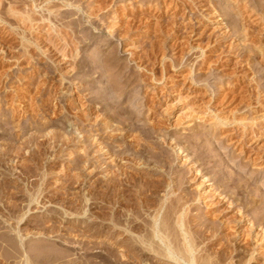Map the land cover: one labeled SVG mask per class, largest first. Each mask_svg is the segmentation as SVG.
<instances>
[{
    "label": "rangeland",
    "instance_id": "374dc122",
    "mask_svg": "<svg viewBox=\"0 0 264 264\" xmlns=\"http://www.w3.org/2000/svg\"><path fill=\"white\" fill-rule=\"evenodd\" d=\"M24 1L0 0V13L4 15V21L0 20V149L10 148L12 134L16 131L20 135L19 129H14V125L8 123L13 115L17 117L16 120L21 123L18 124L21 127L28 125L29 120L34 124L31 125L28 134L21 137V143L19 140L23 150L21 154L16 156L10 151L5 157L6 164L2 163L6 166H0V186L3 179L7 181L9 179L8 184L11 185H8L10 188L5 190L7 191L5 194H0V224L4 222V225L12 226L14 222V227L18 226L20 218H25L18 226L21 234L25 235L24 242H28V247L44 245L46 250L54 249L52 258L58 259V262L53 264H106L107 262L102 260L105 257L109 260L113 255L111 253L109 256L110 249L112 251L116 249L115 251L121 255L124 252V249L120 247L118 249L115 242H110L107 238L103 242L104 248L103 246L100 248L101 252L104 250L103 255L98 250L101 245L96 226L101 219L97 207L99 202L103 201L101 189L105 190L109 183L104 174L107 165L105 158L95 160L98 155L93 146L89 147L91 142L88 141L86 146L90 148L91 165L95 167H91L87 173L79 165L80 144L77 136H70L74 140L70 146L65 145L60 138L61 141L57 139L59 136H56V139L44 136L45 132L49 131L54 132V135L69 131L68 121H73L80 127L81 132L83 131L81 138L104 128L101 124L103 117L96 109L91 112L89 121L84 119L85 113L81 106L84 101L80 89L83 75L80 72L84 62L93 60L95 63L98 57L102 59L104 54L112 52L121 67L120 76L127 71L137 73V76L142 75L140 81L135 82L130 88L131 98L127 99L130 102L126 101L128 109L134 108L133 110L136 109L140 113L142 111L151 117L145 104L152 105L156 107L155 114L152 116L153 119L151 118L152 121L150 119L147 124L149 126H153L155 122L161 124V136L149 140L155 150L148 148L144 150L145 156H149L147 157L149 165L138 167L135 164H126L127 167L124 169L131 176L139 174L137 170H140L145 180L158 182L162 179L164 185L153 197L155 209L167 202V195L171 189H167L166 185L175 186L182 183L183 189L179 188L176 195H186V198H189L188 196L192 194V197H196H193V201L191 200L188 205L192 225L204 222L206 217L212 219L214 217L215 225H219L220 231H223V228L226 231L228 228L226 220L219 214L216 218L217 214H211L214 209L211 200L199 199L204 200L199 195L203 188L197 185L203 179L195 174L194 168L197 166L192 163L200 162L205 164L206 172L212 175L218 173L213 182L215 186L206 185L211 196L217 188L216 185H222L223 181L229 182L232 179L231 186L234 181L233 186L242 185H239V189L244 191L243 194L249 196L251 193L250 197L257 198L259 209L256 213L264 211V0L257 1L260 6L256 5L253 14L246 10L247 15L251 14L249 17L245 15L249 26H246L247 22L241 20L245 25L240 21L238 11L226 0L217 3V7L210 0L208 3L205 0H82L79 3L80 9L74 6H65L63 9L60 7L61 11L71 12L61 31L59 28L50 27L49 30L36 32L35 30L31 32L28 24L14 19L9 13L15 9L23 10ZM65 1L56 0V3L61 6ZM197 3L203 14L196 9ZM9 5L13 6L12 10H9ZM91 5L96 10V17H92L94 25L86 16ZM41 7L44 9H36L37 14L45 10L46 4ZM215 9L218 12H215ZM237 21L249 29L251 37L243 38L240 32L235 31L233 22ZM69 23H76L78 26L76 33L81 39L75 43L78 48L75 62L73 59L72 63H65L60 55L55 54L56 52L46 55L32 43L40 40L46 47L43 46L44 50H50L51 47L44 40L47 38L56 40L60 39L59 35L72 33L70 28L73 26ZM110 25H116L115 29L120 28V31L110 34L106 28ZM195 30L199 35H196ZM24 32L27 33L28 42L21 39ZM202 33L206 36L203 37ZM258 45L262 49L256 50L255 47L253 51L252 46ZM73 63L77 64L75 70L69 68L71 65L74 66ZM94 78L93 84H98L95 86H101L106 80L99 73ZM89 98L92 96L88 97L90 100L88 104L94 106L93 99ZM142 116L137 119V125L140 127L145 124ZM35 122L39 124L46 122L48 131L43 133L40 131L39 134ZM132 138L127 139L128 144L134 142ZM176 144L181 149L183 147L178 156L175 151ZM33 186L44 191L40 193L41 196L35 197V201L25 194V191ZM40 186L41 189L38 188ZM16 187L19 189L16 190ZM137 189L132 190L130 194L135 196V198L133 196L135 200L140 197L144 199L140 189L139 191ZM6 194L9 195L5 196ZM106 206V212L110 213L112 205ZM252 208L250 207V210L254 212ZM155 209L151 212L153 213ZM145 217L148 218V214L144 213L143 218ZM123 219L126 220L127 217ZM6 221H10V225ZM108 222L109 220L105 221L108 225L112 224ZM124 225L125 223L123 227L116 228L117 231L120 230L118 233L122 234L126 230L124 227L127 225ZM210 236L211 234L207 233L204 239L208 241ZM253 240L251 239V248L257 252L254 255H261L262 252L264 256L261 247L264 243ZM244 245L245 243L242 244ZM259 247L262 248L261 252ZM213 248L215 251L220 250L217 246ZM241 250L243 249H239L240 253ZM246 253L249 252H244ZM250 254H246L245 258H249ZM262 258L264 261V257ZM109 263L112 264L110 261ZM130 263L142 264L139 260H131Z\"/></svg>",
    "mask_w": 264,
    "mask_h": 264
},
{
    "label": "bare ground",
    "instance_id": "6f19581e",
    "mask_svg": "<svg viewBox=\"0 0 264 264\" xmlns=\"http://www.w3.org/2000/svg\"><path fill=\"white\" fill-rule=\"evenodd\" d=\"M31 1L29 0L24 1L25 8L23 10H18V9L12 10L13 6L9 5L10 7L9 10H12V11H9L11 16L14 17V19H19L21 22L24 21L25 24H28L27 25L28 29L31 32H34V30L35 32L37 30L38 31L49 30L50 27H53L55 29L59 28V30L61 31L63 26L66 25L65 23L69 16L68 14H71V12L61 11L59 10L61 9L60 7H62L63 9L65 6H69V7L74 6L80 9L79 3L82 2V0H75L74 2H71V0H66L64 2V5L60 6L58 3H56V0H31ZM205 1L207 2L208 0H205ZM210 1L212 4L215 5V7H217L219 3H221L222 1L224 2L225 0H210ZM226 1H229L233 4V6L236 8L235 10L238 11L237 13L241 18L240 21L243 20L245 22H247L246 17L251 16V14L255 12L254 10H256V7H257L256 5L259 3L257 2L258 0H226ZM250 2L251 3L253 2V3L251 4ZM198 3L195 4L196 9H199L198 11L202 13L203 10L200 7V5H198ZM44 4H46L45 10L37 14L36 9L42 8L41 6H43ZM258 6H260V4H258ZM94 8L95 7L93 5L89 6L88 8L89 10L86 14L87 18L92 20L91 24L94 23L93 21H94V18L96 17L95 15L96 10H94ZM246 10H248V12L251 11L249 12L251 14L247 15ZM215 12H218V11L215 9ZM2 14L3 13H0V20L4 21V18H3L4 15ZM206 14L208 15V13ZM192 15L194 16L195 14H192ZM247 20L249 21V24H250L251 22L249 18H247ZM240 21L233 22V25L235 26L234 28L235 31L240 32L243 35V38H248L249 36L251 37L252 35L250 34V31L246 27V26H249L248 22L246 25L244 22L241 21L242 23L246 25L245 26L244 24H240L239 23ZM70 25L73 26L70 28L72 29V33L70 34L65 33L62 36L59 35L60 39L55 40L54 38H47L46 40H44L45 42H48L47 43L48 46H50L51 49H54V51H50L51 49L44 50L45 46L43 45V42L40 40H35L32 43H34V45L37 46L39 50H42L44 54L47 53L48 55H51L52 52H56L55 54L60 55V57L63 59L65 63L70 64L72 63L73 59L75 62L77 58V54H78V48L75 43H77V41L81 39L77 36L78 33H76V30H77L76 23H71ZM112 26L113 25L106 26L110 34H113L114 32L117 33L120 31V28L115 29L116 25H114L113 27ZM245 27L247 29L246 30L247 32H245ZM59 30L57 32L60 33ZM194 32L197 33L196 35H199L197 30H195ZM240 33L239 35L241 36ZM26 34L27 33L25 32L21 34V39L23 41H27V39H29ZM204 36L206 35H203V37ZM253 40L254 38L252 39V42ZM256 44L257 42L255 43V45ZM219 46L222 48L224 47L222 46V44H220ZM252 47H254L252 49L253 51L256 48H257L256 50H258L259 48L260 50L262 49L261 47H259V45L258 47L257 46H252ZM252 47H250V50ZM114 55L115 54L113 52L104 54L103 58L100 59L98 57L95 63L93 60L86 61L84 62V66H82L81 68L82 72H80L83 75L82 83H81L82 86L80 89H82L81 90L83 94L82 99L84 101L83 104L81 105L83 108L82 109L83 113H85L84 119L85 121H89L91 117V112L93 111V109L100 111L101 113L100 116L103 117V120L101 121V124L104 125L103 129L101 130L97 129L90 135H87L86 137L84 136L81 138V135L83 136V133H82L83 131L81 132L80 127L77 124H75V122L73 121H68L67 124L70 129L69 131H66V130L64 132L61 131L62 132L61 135H54L55 133L51 131L45 132V131H48V127H47L48 124H46V122L44 124H42V122H40L41 124L35 122V124H37L38 126L35 128H38L39 134H41L40 131H42V133L45 132L46 134L44 136L46 137L50 136L51 139H56L57 138L56 136H59L57 139L60 138L62 141L66 143L65 144L63 142V144L67 146L72 145L71 143H73L74 141L71 139L72 137L70 138V136H74V135L77 136L78 137L77 141H79L80 146H79V149L78 148L76 149L80 151V156L78 160H80V163H81V164L79 163L78 164L82 166L85 172L89 171L91 167H95L91 165L92 164L91 158H90L91 153H90L89 147L93 146L95 153L98 155L95 157V160H98L100 157H103L105 158L104 160H106L107 162L106 168L104 170L105 171L104 174L106 178H108L109 185L107 184V187L105 190L101 189V191L103 192L99 191L101 192L100 194L103 195V201L102 202L98 201L99 205L97 207L99 211L98 216L101 219V222L98 223L96 226L97 227L96 233H97L98 238L100 239L99 242L101 245L100 247H98L99 248L98 250H100V248L103 246V242H105L107 238V240H109L110 242H113V243L115 242L118 249L119 247L121 249H124V252L122 251L123 253L121 252L122 253L121 255L120 253H117L115 251L116 249L112 251V249L109 248L110 249L109 256L113 254L112 255L113 257L111 256L112 260H111V257L108 260L107 257L103 256V258L105 257V259L102 258L103 259L102 261H105L107 263H109L110 261L112 264H131L130 263L131 260L132 261L139 260L141 261L142 264H261L263 263L264 261L262 257L264 256H262L261 250L262 248L264 250V245L261 246L262 248L259 247L261 248L260 250L257 248V250L261 252V255L258 254V256L256 255L257 256L256 257L254 254L257 252L251 248V239L252 240L256 239V240H253V242L258 240L260 241V243L261 242L264 243V211L260 213L261 215L256 213V211L258 212L257 209H259V205H258L259 202L258 200H256L257 198L256 199L254 198V196L250 197L251 193L249 196L248 195L246 196V193L243 194L242 192L244 191H240L239 189L240 186L242 185L239 184L240 185V186L238 185L239 187L233 186L235 185L233 181V185L231 186L230 181L232 182V179L229 182H225L222 180L224 183H221L222 185L220 184L216 185L217 188L215 189V192L212 194L213 196H211L210 193H208L207 191L206 185L209 184L208 186H215V183L213 184V182H215V179L218 173L212 175L209 172L205 171L206 170L204 169L205 164H201L200 162L192 163L193 165L197 166L196 168H194L195 174L197 173L198 175H200L201 179H203V181L197 185L198 187L203 188L202 190H200L201 192L199 195L202 198H204V200L201 198L199 199L202 201L210 199L211 205L212 207H214V209L211 211V214L213 215L217 214L215 215V218L216 216L220 215L222 219L226 220V222L227 221L230 222L229 224L225 222V224L228 225V228L226 229V231H224V228H223V231H220V228H218L219 225L218 226L215 225L216 221L213 220L214 217L213 219L210 217H206V220L205 221L203 220L204 222L200 224L198 223L197 225H194V226L192 225L191 221L189 220L188 205H189V202H191V200L193 201L194 196L192 197V194H191L190 196H188L189 198H186V195L184 196L183 194H181L183 196L176 195L177 194L176 191L179 188H182L181 187L182 183L181 184L179 183V185L176 184L175 186L166 185L168 186L167 189L168 188L171 189L170 193L169 194L167 193L168 194L167 202L162 203L160 208L155 209L156 205L153 202L154 200L153 197L157 195L156 193L158 189L160 187L162 188V186L164 185L162 179L161 181H158V182H154L152 180L150 181L149 179L145 180L144 179L145 176H141V174L143 173L140 172V170H137L139 174H134L132 176L129 175V173L124 170L127 167L126 164H135L138 167L149 165L147 163V159H148L147 157L149 156L148 155L145 156L146 154L144 150L146 148L155 150V148L150 142L151 141L150 139L154 138L155 136L160 137L161 136L160 131L162 129L160 126L161 125L160 122H155L153 126H149L147 124L151 118L153 119L152 116L155 114L156 107L152 105L149 106V104H145L147 112L151 113V117L142 113V111L140 113V111L136 109H135L136 111L133 110L134 108L132 110L131 108L128 109V105L126 101L130 102L127 100L131 98V96L129 97L130 91H131L130 88L133 86L135 82L140 81V78H142V75L137 76L136 75L137 73L135 74V73H132L131 71L130 72L127 71L125 72L123 76L122 75L120 76L119 71H121V67L119 63L115 60L116 57H114ZM76 65L75 64L74 66L71 65L69 66V68L71 70L73 69L75 70ZM98 73L100 76L102 75L103 78L106 79L105 82L103 81V83L100 81V84L102 83L104 84V86H102V84L101 86H95L98 84H95V85L93 84L94 82L93 78ZM89 96H92V98H89V99H93L92 104H95L94 106L88 104L90 101L88 100ZM124 106H127V108ZM126 109H128L129 111L128 110L125 111ZM140 114L141 116L143 115L142 118L145 121V124H143L142 127L137 125V122L141 117ZM16 118L13 115V117L10 119V122L8 123L13 124L15 127L14 129L18 128L20 131V135H19V132L17 131H16L17 133L15 132V134H12L13 135L12 143H11V146H9L10 145L9 143L8 145L10 147L9 149H4L3 148L4 146L1 147L4 149V150L0 149V166L1 167L6 164L5 162L7 161V158L5 161V157L9 155L10 151H12L13 154H15L16 156L21 154V151L23 150H22V146L19 145V140L21 143V139H22L21 137H24V135L28 134L31 125L33 124V121L31 122V120H29L28 125L21 127L19 126L21 123L19 124L18 123L19 121L16 120ZM27 126L29 128H27ZM148 127L150 129H148ZM116 133H120V134L117 135ZM130 137H133L132 139L134 140L132 141L134 142L131 144L130 143L128 144L127 139H129ZM32 138L33 137L30 138L31 142H32L31 140ZM88 141L91 142V146L89 147L86 146L88 144L87 143ZM33 142H34V139H33ZM182 149L181 147H179L178 144L175 145V151L177 153V156L181 154V152L183 151ZM2 163H5V164L2 165ZM138 176L142 178L140 179ZM162 177L164 178V176ZM228 179L230 178L228 177ZM84 180H87L86 177L84 178ZM192 180H195V179L192 178ZM8 182H9V179L8 181L6 179L5 180L3 179V183L1 182L2 184L0 186V194L1 193L5 194L7 192L5 190L10 188L8 186L10 185L8 184ZM41 186L38 188L41 189ZM137 188L140 189L141 194L144 195V199L140 197L141 198V199L139 198L140 200L138 198L137 200H135L134 199L135 196L133 194H130V192L132 193V190L137 189ZM17 189H19V187L18 188L16 187V190ZM90 191L89 193H91ZM179 191L181 192V190ZM41 192H42L41 190L33 186V188L29 189L28 191L26 190L25 194L29 195L32 201H35L36 200L35 197L40 195ZM15 193L17 194L18 192L16 191ZM254 194H256V192ZM7 195L9 194H6L5 196ZM100 196L98 197L100 198ZM166 203L168 204L165 209ZM106 204H109L110 206L112 205V208L110 207L112 213L108 212L109 213L108 214L106 212V208H107ZM250 207H253L252 209H254V212L250 210ZM153 209L155 210L152 213L151 211ZM143 212L145 213V215L148 214V218L146 217L143 218L144 216ZM132 216H134V218H132ZM125 217H127L126 219L127 222H125L126 220L123 219ZM24 219L25 218H20V221L17 222L18 226L22 224ZM108 220L113 225L106 224L107 222L105 223V221H108ZM9 222L10 221L8 222L6 221L8 225H10ZM3 223L0 224V264H3L2 263L3 261L4 263L6 262L5 264H11V262L12 263L14 262V264H53V263L58 262V259L52 258L54 249L46 250L47 248H44L43 247L44 245L43 246L41 245L32 246L31 245L30 247H28L27 245L28 242L27 243L24 242L25 235L21 234L22 232H20L21 230H18V226H14L15 228L13 227L14 222L12 223V226L11 225L6 226ZM124 223L125 225H127L126 227H124L126 229L124 230L125 232L122 230L123 229L122 225ZM232 225H235V226H232ZM118 226L119 228L120 226H122L121 227L122 228L121 230L123 231L122 234L118 233V231H120V230L117 231ZM232 230H234V232H232ZM8 231H11V232H8ZM207 233L211 234L210 238H208V241L211 244H209V242L204 239V235ZM119 235L121 238H119ZM243 242L245 243L244 246H242V244H244ZM203 245H206V246L204 247ZM213 246H217V248H220V250L218 249V251H215ZM256 246H254L255 250H256L255 248ZM239 249H243V251L241 250L242 252L240 253ZM246 251L249 252L246 254H250L252 252L250 255H248V257L250 256L249 257L250 260H248L249 258L247 259L245 258L246 254H244V252ZM103 252H101L102 255H103ZM263 255H264V251H263Z\"/></svg>",
    "mask_w": 264,
    "mask_h": 264
}]
</instances>
